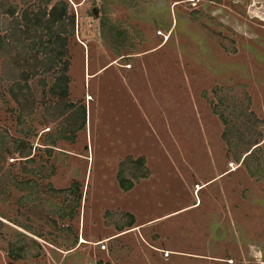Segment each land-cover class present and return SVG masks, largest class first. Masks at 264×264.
Returning a JSON list of instances; mask_svg holds the SVG:
<instances>
[{"label": "rangeland", "instance_id": "rangeland-1", "mask_svg": "<svg viewBox=\"0 0 264 264\" xmlns=\"http://www.w3.org/2000/svg\"><path fill=\"white\" fill-rule=\"evenodd\" d=\"M67 2L0 45V264H264V0Z\"/></svg>", "mask_w": 264, "mask_h": 264}, {"label": "trees", "instance_id": "trees-1", "mask_svg": "<svg viewBox=\"0 0 264 264\" xmlns=\"http://www.w3.org/2000/svg\"><path fill=\"white\" fill-rule=\"evenodd\" d=\"M36 2V6L34 4V6L31 7V4L28 3V6L25 9H19V5L15 2V0H0V31L7 33L6 36L0 37V45H3L2 43H4V47H6L7 45H13V43H16L17 45H41L40 47L43 49H40V51H42L44 50V47L42 45H47V42H49V45L54 44L52 40L53 37H50L48 40L43 42L41 38L36 39L29 36H31V34L33 33H42L46 35H49L51 33L52 35V31L54 30L55 25L59 26L61 23H63V26L66 27V29L64 28V31H60L61 34H66L68 38L75 35V18L74 15H70L69 13L70 6L67 0H36ZM6 38L9 40L8 43H6ZM65 41L62 40V43L64 44ZM62 55L65 56V53H62ZM62 55H57L54 60L57 61V59H60ZM56 61H53V64H55ZM53 64L49 65L46 70L50 71L52 68H54V66L56 65ZM68 69L69 63L63 62V64L61 65L60 76L57 78V82L55 85V87L58 86V88L61 89V97H66L69 92V78L67 76ZM24 80L27 81V79ZM16 82L17 80L14 83ZM22 89L23 88L21 87V84L18 82L10 88L12 98L15 102L20 103L22 100H25L27 98L24 95L20 94V91H22ZM74 109H76L75 105H67V110L72 111ZM85 124L86 108L83 107L82 126H84ZM2 146H4V144L3 141L0 140V147ZM16 152V149H14L13 147L5 146V149L0 152V156L3 159L2 162L5 163L7 157L14 155ZM249 152L250 151H248L247 153ZM21 155L22 157L27 158V162H31V159H29L30 152H22ZM131 162L132 161L129 160L125 161L121 166L119 184L124 192L130 191L134 187L132 179L130 180L125 176L126 168ZM133 166V170H137V172L135 173L139 174L133 176L136 182L147 176L143 171V159H140L139 161L133 163ZM1 170L2 168L0 167V171ZM25 172L28 173L29 171L25 169ZM79 191V185L74 183L71 190L72 195L76 196L77 194H79ZM75 201L77 205L81 200L80 198H77L75 199ZM130 222V225L134 224L133 217L131 218Z\"/></svg>", "mask_w": 264, "mask_h": 264}, {"label": "crops", "instance_id": "crops-1", "mask_svg": "<svg viewBox=\"0 0 264 264\" xmlns=\"http://www.w3.org/2000/svg\"><path fill=\"white\" fill-rule=\"evenodd\" d=\"M106 68H107V67H106ZM104 70H105V69H104ZM104 70H103V71H104Z\"/></svg>", "mask_w": 264, "mask_h": 264}]
</instances>
